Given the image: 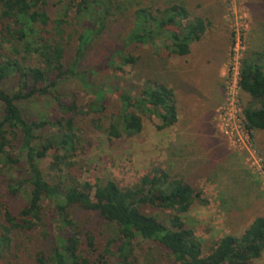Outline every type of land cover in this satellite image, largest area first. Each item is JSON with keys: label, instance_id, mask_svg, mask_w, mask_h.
Here are the masks:
<instances>
[{"label": "trees", "instance_id": "trees-1", "mask_svg": "<svg viewBox=\"0 0 264 264\" xmlns=\"http://www.w3.org/2000/svg\"><path fill=\"white\" fill-rule=\"evenodd\" d=\"M132 1L0 0V264H139L143 242H154L170 264H254L262 257L264 215L256 216L240 236L216 239L205 252L184 217L202 201V192L184 176L157 167L122 186L112 178L92 182L78 174L77 158L84 149L81 119L107 112L108 91L119 93L122 107L107 127L101 117L92 122L110 139L140 134L146 113L161 119L160 129L179 121L175 89L166 82L149 80L131 96L126 88L96 85L93 71L80 69L88 46L109 22L127 12L133 16L134 27L111 55L114 62L132 66L143 59L133 45H149L157 57L165 51L186 57L211 25L183 1L161 7L137 0L130 7ZM74 78L96 100L83 105L68 98L63 85ZM239 87L248 97L241 106L253 137L264 131V48L243 53ZM40 98L57 107L54 117L33 118L26 112V104ZM49 157L46 171L42 161ZM232 172L235 182L229 185L245 182L252 190L249 172ZM23 192L26 203L12 211L6 198ZM76 210L102 218L110 226L107 236L85 231ZM31 242L34 247L28 246Z\"/></svg>", "mask_w": 264, "mask_h": 264}, {"label": "rangeland", "instance_id": "rangeland-1", "mask_svg": "<svg viewBox=\"0 0 264 264\" xmlns=\"http://www.w3.org/2000/svg\"><path fill=\"white\" fill-rule=\"evenodd\" d=\"M170 1L143 0L144 5L155 3L161 7ZM174 1L187 3L192 13L211 21L191 55L169 56L165 51L163 57H157L149 45H133L134 53L143 55L138 65L114 62L111 55L116 43L135 25L127 12L110 21L107 31L88 46L80 69L93 71L90 78L96 85L126 88L131 96L138 95L149 80L166 82L175 89L179 121L160 129L161 119L146 113L140 134L110 139L92 122L93 117H101L107 127L110 116L122 107L119 93L108 91L104 100L107 112L81 119L84 149L77 158V170L82 179L93 182L112 178L122 186L135 184L157 167L184 176L202 192V201H196L184 217L203 240L207 252L216 239L228 234L240 236L256 216L264 215V131L254 133L253 137L243 131L237 115L239 104L246 103L248 97L242 91L236 97L234 87L238 69L235 50L241 51V45L245 50L264 48V0ZM136 5L137 0L129 4ZM73 54L74 49L70 55ZM63 89L68 98H76L83 105L96 100V95L77 78L65 82ZM230 90L235 97L228 95ZM26 107L33 118L54 117L57 110L46 98L29 102ZM230 126L239 131H232ZM50 162V157L42 161L46 171ZM239 168L250 173L247 185L254 183L251 191L245 182L229 185L227 179L232 170ZM24 194L6 198L12 211L26 203ZM75 215L85 231H92L100 239L110 231V226L94 213L76 210ZM140 249L139 264H170L154 242H143ZM254 264H264V253Z\"/></svg>", "mask_w": 264, "mask_h": 264}, {"label": "built area", "instance_id": "built-area-1", "mask_svg": "<svg viewBox=\"0 0 264 264\" xmlns=\"http://www.w3.org/2000/svg\"><path fill=\"white\" fill-rule=\"evenodd\" d=\"M240 41V40H239ZM240 44V43H239ZM241 51L239 50V49H236L235 51H236V54H237V57L236 58H238L237 59V61H238V69H237V77H236V80H235V82H234V87H235V89H236V92H235V94H236V97H237V95H239L240 94V87H239V79H240V66H241V58H242V56H243V53L246 51L245 50V48H244V45L242 46L241 45ZM229 94V96L230 97H235L234 96V92L232 91V90H230V92H228ZM232 93V94H231ZM228 115H229V111H228ZM237 117H238V121L239 122H241V127L243 128V131H245L246 132V134L250 137V133L246 130V128H245V126H244V114H243V108H242V106L239 104V112H238V115H237ZM239 117H240V119H239ZM230 128L232 129V127L230 126ZM232 131H236V132H238L239 130H234V129H232ZM254 168V167H253ZM255 169V168H254ZM258 170H259V168H258Z\"/></svg>", "mask_w": 264, "mask_h": 264}, {"label": "crops", "instance_id": "crops-1", "mask_svg": "<svg viewBox=\"0 0 264 264\" xmlns=\"http://www.w3.org/2000/svg\"><path fill=\"white\" fill-rule=\"evenodd\" d=\"M231 163H232V166H233V165H234V162H231ZM233 174H234V173H232L231 178H228V179H227L228 181L231 180L232 182H235V180L233 179ZM223 187H224V186H223ZM223 187H222V188H223ZM229 188H231V189L233 188L232 190H234V187H227V189H229ZM225 189H226V188H225ZM223 190H224V189H223ZM223 190H222V191H223Z\"/></svg>", "mask_w": 264, "mask_h": 264}]
</instances>
